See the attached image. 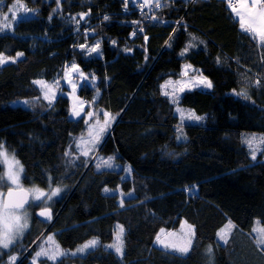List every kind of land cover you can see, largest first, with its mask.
<instances>
[{"label": "trees", "instance_id": "trees-1", "mask_svg": "<svg viewBox=\"0 0 264 264\" xmlns=\"http://www.w3.org/2000/svg\"><path fill=\"white\" fill-rule=\"evenodd\" d=\"M15 1L3 0L6 6ZM20 1L37 15L0 34V53H24L0 67V145L21 163L24 186L61 191L48 205L51 222L34 212L23 242L2 250L0 263L11 252L18 254L15 264H32L46 231L61 249L98 239L86 255L55 264H264V248L252 235L256 221L264 227V144L253 160L244 142L254 134L264 137V47L241 29L229 0H161L160 8L154 2L143 11L139 0H61L59 6L56 0ZM180 35L177 65L171 66L174 53L162 52ZM97 43L102 58L89 54ZM73 64L95 80L80 96L91 100L99 93L96 106L117 117L90 156L74 142L85 126L69 117L68 99L48 105L33 83L59 80ZM153 64L165 67L150 77ZM187 65L212 88L186 91L173 104L161 88L170 79H186L181 74ZM242 91L248 99L237 94ZM18 100H36L37 106H13ZM229 102L233 113H226L227 127H221L217 113ZM178 106L203 119L188 122ZM187 126L195 133L182 139ZM110 156L112 168H97ZM183 220L195 232L189 253L158 248L159 231L176 230ZM228 222L234 228L224 243L218 233ZM117 225L125 230L122 258L106 247ZM42 260L54 264H37Z\"/></svg>", "mask_w": 264, "mask_h": 264}, {"label": "rangeland", "instance_id": "rangeland-1", "mask_svg": "<svg viewBox=\"0 0 264 264\" xmlns=\"http://www.w3.org/2000/svg\"><path fill=\"white\" fill-rule=\"evenodd\" d=\"M155 2V0H152V4ZM16 3V1L9 5L6 6L3 3H0V15L3 14H7L9 17V23L11 24V27H7V28H3V30H0V34L3 33H8L11 32L13 30L14 25H16L19 21L22 20H27V19H31V18H35L36 17V11L30 9L24 2L20 1L21 4L24 5L23 8H18V10H16V17H17V21L13 22L12 20V13H10L8 11L9 8H12L13 5ZM31 10V11H29ZM233 11V10H231ZM235 11H233L234 14ZM181 36V35H180ZM177 37L176 38V43L175 45H169L167 47V51L164 50L162 52V54L164 56L169 55L168 53L173 52L174 55H172V57L175 59L176 57L174 56H178L179 52H180V48L179 45L181 43V37ZM96 46L95 44L91 45V48ZM90 49V48H89ZM88 49V51H89ZM99 47L97 48V50L95 52H91L93 55H97V58H102V52H99ZM168 52V53H167ZM24 54V53H23ZM186 53H184L185 55ZM182 55V57L184 56ZM16 58V61H19L21 59L24 58V55L21 57H16V55L13 57ZM177 60L175 59L174 62L171 64L176 66L177 65ZM12 62H8L0 67L6 66L8 64H11ZM78 68V71L73 70L72 69V65H69L64 71L62 76L60 77L61 79H56V80H52V81H46L44 79H37L35 81H44L46 85L51 87V91H48L47 88L43 87L42 85L39 84H35L37 88H39L40 90V98L48 105L53 104L59 97H66L69 101V117L73 120H83L84 122V126H85V130L82 134H80L76 140L74 141L77 147V144L80 143L81 138L83 137L84 140H89L91 139V137L88 135V130L89 127L92 126L95 129H98L99 127H101L103 125L104 122V116L103 113L107 112L101 108H98L96 106V101L98 100L99 97V93H96L93 95V98L91 100H88L82 96H80V91L83 87L87 86L90 88L94 87L95 84V80L94 78H90L88 76L87 73L83 72L81 70V68L75 64ZM154 68L152 72L149 73V76L151 77L152 74L155 73V71L157 70H161L163 69L165 66L163 64H159V65H155L153 64ZM183 71V68H181ZM186 72H182L181 76L186 77V79H181L179 81V79H170L173 83H168L164 86H162L161 90L163 91V93L167 92L169 93V96L167 95V97L169 98V100L174 104L173 100H177L179 101V99L181 98L182 94L186 91H191V90H210L211 88H206L202 83H200V80L202 78H205L203 75L199 74V70L198 69H194L192 66L190 68H185ZM197 71V72H196ZM81 73H83V75H81ZM87 77V78H86ZM207 79V78H206ZM208 80V79H207ZM179 82V83H177ZM48 92V99H45V92ZM37 101L33 100V101H29V103L27 102V100H18V101H14L12 102L13 106H24L27 107V104L30 105L31 107H33L34 109L37 106ZM179 109L182 110V112H185L186 114V120L188 122H195L197 121L196 119H189L188 116L190 113L194 114L195 116H197L193 111L186 109L184 107H180L178 106ZM178 109V108H177ZM75 112H79V115H75ZM179 112V111H178ZM87 113H92V116L89 117L87 115ZM108 113V112H107ZM226 113H233V105L232 103H227L225 105V111L224 112H218V118H219V125L221 127H227L225 121H226ZM110 114V113H109ZM116 116H112L110 115V126H108L105 131L103 133L100 134V138L99 141L97 143H95L94 149L92 151L89 152V156L90 153H92L96 147L99 146L100 142L106 137L107 133L110 132V129L112 128V126L114 125L115 121H116ZM97 120H99V124H97ZM190 125V124H187ZM195 133V128L191 127V126H187L181 129V137L182 139H187L189 137H191L193 134ZM253 136L255 137H263V135H259V134H254ZM252 137V136H251ZM92 147V145H88V144H83L80 143V147L78 148L81 152V148H89ZM255 147V146H254ZM262 148H263V144L259 145V149L256 151V153L260 154L262 152ZM3 150L6 151L9 154V157L11 158V155L13 154L12 152L8 151L5 146L3 145ZM96 156V155H95ZM15 159L18 160L15 156ZM3 166V173H4V182H5V187H0V193H3L4 196L6 194V191L9 190V187L11 189H19L17 188L16 185L11 184V182L8 180L7 178V172H8V168L7 165H4L2 163H0ZM21 165V163H20ZM22 177H23V171L21 173H19V184H20V188H25L31 195V201L29 206L25 207L28 210V228L24 231L22 238H19L16 240L15 244L13 246H10L9 249H3L4 251H9L11 250L14 246H16L17 244H20L23 242L24 237L27 233V231L29 230V227L31 225V219L33 218V213L36 212V214H39L44 207H48L51 210V207H49L48 205L50 204L51 200H46V198L42 197V200H45V203H41V201H36L34 200L33 194H32V190L34 189H39L44 191L45 193H48L49 191L38 188V187H28V186H24L22 184ZM65 188V187H64ZM60 195H56L53 197H59ZM259 221H256L253 225L252 231L254 228H261L263 227L260 223H258ZM45 223V222H43ZM46 224V223H45ZM48 224V223H47ZM118 226V225H117ZM120 226V225H119ZM234 225L231 222H228L225 226H223L221 229H224L225 232L221 233L222 235L226 236V239L230 236L231 234V229L233 230ZM220 229V231H221ZM118 232V227H117V231L116 234ZM116 234L114 236V239L112 241V243L110 244H106V245H111L116 241ZM46 231L41 233V236L39 237V239L37 241H39L40 239H42L40 242V244H38L37 248H35L36 252L41 251L42 249L48 248V249H54V245L52 244L51 241H47V238L49 236H52L55 242V245H59L55 239V237L51 234V235H47ZM158 235L160 236L161 240H163L165 243H175V244H183L185 243L189 237L191 236L192 239V244L189 248V251L192 249L193 246V242H194V227L192 225H190L189 223H187L185 220H183L180 225L179 228H177L176 230H166L163 229L162 231H159ZM157 235V236H158ZM252 235L257 239L258 238V232H252ZM43 236V237H42ZM124 236H125V230L123 233V240H124ZM95 240L97 241V244L95 245V247H91V248H86L84 249L82 252H77V249L81 248L83 245H85L86 243H88L89 241ZM220 240V239H219ZM222 242V240H220ZM36 245V244H34ZM98 245V239L97 238H93L91 240H88L87 242H85L84 244L78 246L76 249L74 250H68V249H61V247L59 246V250L63 253H67V255H62L59 256L57 259H60L64 256H72L73 253H75L73 256H82V255H86L88 252H90V250L95 249ZM156 246L158 248H161L165 251L180 255V256H184L187 255V253H189V251L186 254H181L179 252H175L173 249L169 248V249H165L160 243L157 242L156 240ZM260 248H264V244H259ZM108 248V247H107ZM111 250H113L115 252L114 249L109 248ZM32 252V251H31ZM35 253L32 252L33 258L35 257ZM116 253V252H115ZM117 254V253H116ZM12 255L16 256L18 259V254L13 253ZM124 255V249H123V254L119 255L117 254V256L119 258H122ZM16 259V261L18 262V260ZM39 259H46V257L41 256ZM31 260V261H32ZM9 261V256L7 257V259L5 261H3L0 264H7V262ZM15 261V262H16Z\"/></svg>", "mask_w": 264, "mask_h": 264}, {"label": "snow or ice", "instance_id": "snow-or-ice-1", "mask_svg": "<svg viewBox=\"0 0 264 264\" xmlns=\"http://www.w3.org/2000/svg\"><path fill=\"white\" fill-rule=\"evenodd\" d=\"M61 0H56L57 6L60 5ZM124 3H127V0H123ZM137 0H133V3H136ZM0 3H3V0H0ZM256 3H260V10L257 12L249 11L247 14V18L245 15H242L240 13H237L239 16V23L241 25V29L247 33L250 34L252 39L256 40L258 39L259 44L261 47H264V3H261L260 0H254V3L252 7H255ZM152 0H144V3L140 5L141 8H143L146 5H151ZM161 0H155V7L160 8ZM24 5L20 3V0H16V3L13 5L12 8H9L8 11L12 13V20L13 22L17 21L16 17V10L18 8H23ZM229 7L233 9V11H236L235 7L232 5L231 0H229ZM241 7H247L245 4H241ZM31 11V10H29ZM56 10H54L55 12ZM86 14L82 13L80 14V19H84V16ZM156 17L153 16L152 19H155ZM51 19V17H50ZM75 19V18H73ZM105 20L108 19V17H104ZM11 27V24L9 23V17L7 14L0 15V30H3V28ZM142 31V29H140ZM135 34V33H134ZM147 39V37H145ZM195 39V37H193ZM81 48L86 47L85 45H80ZM99 47V44L97 43L96 46L89 49V54L91 52H95L97 48ZM188 47H192L191 44L188 45ZM187 51V49H185ZM24 54L22 52L16 53V57H21ZM181 55H184V52L181 53ZM16 62V58L5 56L3 53H0V66L8 63ZM219 63V58L217 60ZM190 65H187L186 68H190ZM72 69L78 71V68L75 64L72 65ZM83 75V73H81ZM87 78V77H86ZM33 83L42 85L43 87L47 88L48 91H51V87L46 85L44 81H34ZM171 83V82H169ZM179 83V82H177ZM200 83H202L206 88H211L212 83L211 81L207 80L206 78H202L200 80ZM257 84H259V80H257ZM165 95H169V93L165 92ZM238 95L243 96L245 99H248L247 92H240L237 93ZM45 99H48V92H45ZM174 103L178 102L177 100H173ZM177 111H181L182 118H183V112L181 109H177ZM75 115H79V112H75ZM89 117L92 116V113H87ZM104 116V122L101 127L98 129H95L90 126L88 130V135L91 137L89 140H84L83 137L81 138L80 143L92 145V147L89 148H81V154L87 156L90 151L94 149L95 143L99 141L100 134L105 131V129L110 126V114L105 112L103 113ZM189 119H196L201 120L202 117L195 116L194 114L190 113L188 116ZM99 120H97V124H99ZM248 147L252 150V159H256V151L259 149V145L264 144V137H249L246 138L244 141ZM80 143L77 144V147H80ZM255 146V147H254ZM65 155H68V153H65ZM114 160V157H108L107 159L101 158V163L97 164V168H100L101 165L107 168H112L113 164L112 161ZM0 163L7 165L8 172H7V178L11 182V184L16 185L17 188H20L19 184V173L23 171L22 166L20 165V162L15 159V155L12 154L11 158L9 157V154L3 150V145H0ZM126 171L130 172L131 169L128 168ZM4 182V173L2 170H0V187H5ZM61 188L56 187L55 189H51L48 193H45L42 190L34 189L32 190V194L34 197V200L41 201V203H45V200H42V197L46 198V200H51L53 196H56L60 193ZM106 193L109 192V189L105 188L104 190ZM123 195V193H121ZM131 195V193H129ZM29 203L28 200L22 196H19L17 192L13 191L9 187V191L7 192L6 197L3 193H0V257L4 255L3 249H9L10 246H13L17 239L22 238L24 231L28 228V210L25 208V204ZM121 206H123V200H121ZM40 216L45 217L46 219H51V212L48 207H44L43 210L39 213ZM259 223V222H258ZM118 232L116 234V241L111 244L107 245L106 247L112 248L115 250V252L119 255L123 254V233L124 228L122 226H117ZM163 232V229H161ZM254 232H258V238L256 239L257 244H264V227H261L259 229L254 228ZM225 230L221 229V233H224ZM221 233H218V237L220 240H222L224 243H227V239L225 235H222ZM157 242L160 243L165 249H173L175 252H179L181 254H186L189 251V248L192 244L191 236L189 239L183 243V244H175V243H165L163 240H161L160 236H157ZM47 241H51L54 245V249H42L39 252H36L35 257L32 260V264H37V260L44 256L47 260H51L54 262L57 261V258L62 255H67V253H63L59 250V245H55L54 239L52 236H49L47 238ZM97 244V241L92 240L83 245L81 248L77 249V252H82L86 248L95 247ZM207 253L209 257H211L212 249L211 246L207 249ZM75 253H73L74 255ZM9 255V261L7 264H15V261L17 259L16 256L12 255L11 252L8 253ZM40 264H46V260L40 261ZM62 264V262H61ZM209 264H211V259L209 260Z\"/></svg>", "mask_w": 264, "mask_h": 264}, {"label": "crops", "instance_id": "crops-1", "mask_svg": "<svg viewBox=\"0 0 264 264\" xmlns=\"http://www.w3.org/2000/svg\"><path fill=\"white\" fill-rule=\"evenodd\" d=\"M260 2L264 3V0H260ZM253 3H254V0H239V5L236 8V11L234 12V16L236 17L238 21H239V16L237 15V13L245 15V17L247 18V14L249 11L257 12L260 10V3H256L255 7H252ZM241 4H245L247 5V7H241Z\"/></svg>", "mask_w": 264, "mask_h": 264}, {"label": "water", "instance_id": "water-1", "mask_svg": "<svg viewBox=\"0 0 264 264\" xmlns=\"http://www.w3.org/2000/svg\"><path fill=\"white\" fill-rule=\"evenodd\" d=\"M12 190L15 191V192H17V194H18L19 196H22V197L26 198V199L28 200L29 203L25 204V207L29 206L30 201H31V195H30V193H29L25 188L12 189ZM8 191H9V190L6 191L5 197H6ZM50 212H51V211H50ZM38 217L41 219V221H43V222H45V223H49V222H51V220H52V218H53V214H52V212H51V219H50V220L46 219V218L43 217V216H40L39 214H38Z\"/></svg>", "mask_w": 264, "mask_h": 264}, {"label": "built area", "instance_id": "built-area-1", "mask_svg": "<svg viewBox=\"0 0 264 264\" xmlns=\"http://www.w3.org/2000/svg\"><path fill=\"white\" fill-rule=\"evenodd\" d=\"M129 1H130V0H127V3H129ZM143 3H144V1H142V0H139V1H138V7L140 8V10L143 11V10L146 9L148 6H149V9H152V7H151L150 5H146V6H144L143 8H141L140 5L143 4ZM231 3H232V5H233L235 8H237L238 5H239V0H231ZM228 8H229L230 10H233L231 7H229V5H228Z\"/></svg>", "mask_w": 264, "mask_h": 264}]
</instances>
